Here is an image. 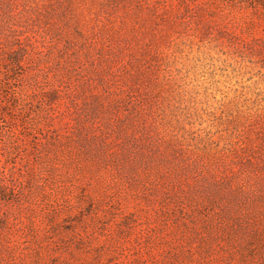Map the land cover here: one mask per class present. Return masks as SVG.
<instances>
[{"label":"rangeland","instance_id":"374dc122","mask_svg":"<svg viewBox=\"0 0 264 264\" xmlns=\"http://www.w3.org/2000/svg\"><path fill=\"white\" fill-rule=\"evenodd\" d=\"M0 0V264H264V11Z\"/></svg>","mask_w":264,"mask_h":264},{"label":"trees","instance_id":"16d2710c","mask_svg":"<svg viewBox=\"0 0 264 264\" xmlns=\"http://www.w3.org/2000/svg\"><path fill=\"white\" fill-rule=\"evenodd\" d=\"M248 3L249 9L257 12L264 11V0H235V4L239 6H244Z\"/></svg>","mask_w":264,"mask_h":264}]
</instances>
